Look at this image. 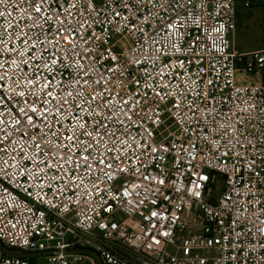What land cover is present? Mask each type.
<instances>
[{
	"label": "built area",
	"instance_id": "obj_1",
	"mask_svg": "<svg viewBox=\"0 0 264 264\" xmlns=\"http://www.w3.org/2000/svg\"><path fill=\"white\" fill-rule=\"evenodd\" d=\"M237 1L0 3L7 248L44 264H264V47L233 46ZM85 121L111 134L95 144ZM87 144L90 169L76 166ZM30 259L0 248V264Z\"/></svg>",
	"mask_w": 264,
	"mask_h": 264
},
{
	"label": "snow or ice",
	"instance_id": "obj_2",
	"mask_svg": "<svg viewBox=\"0 0 264 264\" xmlns=\"http://www.w3.org/2000/svg\"><path fill=\"white\" fill-rule=\"evenodd\" d=\"M2 2H3V0H0V3H2ZM47 3H48V0H39V3H37V0H33V5L35 7V11L37 13H41L42 14L43 13V8L40 7V4L47 5ZM64 10L67 11V8H65ZM0 15H3V13H0ZM116 15H120V13L117 12ZM38 19H43V16L41 15L40 17H38ZM48 19H52V17H48ZM58 23L61 25V28L59 29L58 35H65V34H67V36H66L67 41L69 43H71L72 40H73V37H72L71 33L74 31V29L68 28L66 25H64L63 20L58 21ZM68 51L71 52L72 49H68ZM12 63L15 64L16 61L13 60ZM25 63H26V61H25ZM42 63H43V65L45 67H50L51 65H55L57 63V60H55V59L54 60H51L50 64L48 62H46V61H42ZM2 67H3V64H0V68H2ZM50 70H53L54 71L55 69H51V67H50ZM36 75L37 76H40V73H36ZM25 77L28 78L27 77V73L25 74ZM3 78L4 77L2 75H0V80H3ZM28 82H29V84H35L37 86V88L39 89L40 85H39V81L38 80L28 79ZM48 83H51V81H48ZM43 87L46 88L47 85H44ZM19 95L23 96L24 93L21 92V93H19ZM46 95L50 96V95H52V93L51 92H47ZM68 96L71 97L72 96V93L69 92L68 93ZM6 98H7L6 95H0V100L6 99ZM93 99H95V97H93ZM66 102L67 101L62 102L61 103V106H63V103H66ZM30 110L32 112H35L36 111L35 106H30ZM57 110H59V109H57ZM20 112L23 115L27 116V111L24 108H21L20 109ZM78 118L79 117L77 116V119ZM4 123H5V121L0 120V125H2ZM15 123H21V121L20 120H16ZM86 123H87V121H85V123H82V124L78 125V127H80L83 130V132H82L83 135L92 137L95 140V144H99L100 143V140L103 139V136L104 135L111 134L110 133V130L108 132L101 133V129L102 128H106L107 125H99V121H96L95 122L97 125H99V127H95L94 130H88V129H86L85 128V124ZM28 124H31L32 127H36V124H35L34 119H33L32 116H28L27 121L24 122V124L22 126L27 127ZM0 131H5V130L4 129H0ZM6 135H7V133H6ZM27 135H28L27 132L22 133V136H24V137H26ZM47 135H48V133H44L43 136H41L40 143H37V147H40V144L41 143L46 142ZM52 135H55V133H52ZM97 137H99V139H96ZM64 138L67 141H70V142L71 141H74V140H77V137H76V135H75L74 132H73L72 135H67ZM3 139H4L3 137H0V144L3 143ZM78 143L79 144H85V141L78 140ZM75 146L76 145H71V144H57V145H55V147L58 150L63 148V149H67V152L57 151V152L53 153V155L59 157L62 160H64V163H68V161L72 160L73 156L76 155V153L73 151V147H75ZM94 147H95V145H93V144H87L85 146V148L82 150L80 156L77 157L76 166H78V167L80 166L79 161H84L85 162L84 163V167L86 169H90L92 167V164L91 163H87V161L90 158L91 159H94V157H92V153L89 152V148H94ZM3 150H4L3 148H0V151H3ZM109 151H112V149H109ZM85 152H88V155L87 156L84 155ZM47 154L48 153H45V155H47ZM0 163L6 164L7 163V160H4L2 157H0ZM99 163L100 164H103L104 161L101 159L99 161ZM107 166L108 167H112V165H110V164L107 165Z\"/></svg>",
	"mask_w": 264,
	"mask_h": 264
},
{
	"label": "rangeland",
	"instance_id": "obj_3",
	"mask_svg": "<svg viewBox=\"0 0 264 264\" xmlns=\"http://www.w3.org/2000/svg\"><path fill=\"white\" fill-rule=\"evenodd\" d=\"M246 2L250 4L246 6ZM238 27L236 37L231 35L232 44L243 51L264 47V32L262 14L264 0H238ZM264 18V17H263ZM35 264H44L43 255L36 257Z\"/></svg>",
	"mask_w": 264,
	"mask_h": 264
},
{
	"label": "water",
	"instance_id": "obj_4",
	"mask_svg": "<svg viewBox=\"0 0 264 264\" xmlns=\"http://www.w3.org/2000/svg\"><path fill=\"white\" fill-rule=\"evenodd\" d=\"M0 248L7 254L8 256L13 257H22V258H35L40 255V253H30V252H17L13 249L7 248L1 241H0ZM71 253H78V254H93V251L90 249H80L76 251H68ZM100 264L102 262L100 261Z\"/></svg>",
	"mask_w": 264,
	"mask_h": 264
},
{
	"label": "crops",
	"instance_id": "obj_5",
	"mask_svg": "<svg viewBox=\"0 0 264 264\" xmlns=\"http://www.w3.org/2000/svg\"><path fill=\"white\" fill-rule=\"evenodd\" d=\"M238 12H239V9H238ZM264 11H263V14H262V20H263V24H264ZM263 28H264V25H263ZM236 34H237V30L235 31V33L233 34L234 35V37H236ZM262 34H264V32L263 33H261L260 35H259V38H261V35ZM234 46V45H233ZM235 47V46H234ZM238 49V48H237ZM96 261L99 263V261L96 259Z\"/></svg>",
	"mask_w": 264,
	"mask_h": 264
},
{
	"label": "trees",
	"instance_id": "obj_6",
	"mask_svg": "<svg viewBox=\"0 0 264 264\" xmlns=\"http://www.w3.org/2000/svg\"><path fill=\"white\" fill-rule=\"evenodd\" d=\"M30 260H31V263L32 264H35V262H36V259L35 258H31Z\"/></svg>",
	"mask_w": 264,
	"mask_h": 264
}]
</instances>
